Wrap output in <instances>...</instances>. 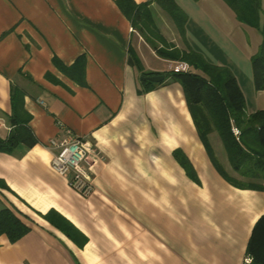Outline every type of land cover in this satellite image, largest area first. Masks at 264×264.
Segmentation results:
<instances>
[{
    "label": "crops",
    "instance_id": "1",
    "mask_svg": "<svg viewBox=\"0 0 264 264\" xmlns=\"http://www.w3.org/2000/svg\"><path fill=\"white\" fill-rule=\"evenodd\" d=\"M115 1L0 0V138L13 129L16 87L36 139L0 152V211L9 209L30 229L15 243L0 236V264H243L264 215V191L237 188L217 170L213 161L228 177L250 182L233 170L215 131L209 156L178 83L164 79L137 93L142 73L188 66L159 57ZM176 3L186 17L183 36L151 3L160 34L178 50L228 68L246 112L264 111V88L255 90L251 68L259 30L240 22L225 0ZM263 21L261 0L260 27ZM133 54L142 71L129 62ZM68 133L96 149L86 197L51 167L46 145ZM51 212L72 226L74 238L45 219Z\"/></svg>",
    "mask_w": 264,
    "mask_h": 264
},
{
    "label": "trees",
    "instance_id": "2",
    "mask_svg": "<svg viewBox=\"0 0 264 264\" xmlns=\"http://www.w3.org/2000/svg\"><path fill=\"white\" fill-rule=\"evenodd\" d=\"M225 1L240 22L257 28L262 36L258 52L251 59L254 87L256 91H261L264 88V21L262 26H259L261 0ZM152 2H155L171 18L183 36L186 17L176 0H153ZM152 2L137 5L133 0L115 1L133 29L152 44L159 57L179 61L188 66L186 71H171L163 76L181 86L195 128L209 156L211 152L208 135L215 131L223 143L233 170L250 182L244 183L228 177L213 161L217 170L237 188L264 191V111H256L252 114L246 112L244 95L235 76L228 68L209 64L190 48L188 51H181L169 44L154 24L150 9ZM129 62L142 71V64L136 55H131ZM55 63L59 65L58 61ZM151 75L154 74L142 73L144 77ZM163 83L152 84L146 80H140L137 93L139 95L148 93ZM11 104L10 121L13 129L6 139L0 138V152L11 153L19 145L32 147L36 144V139L26 127L27 115L23 110V93L16 87L11 89ZM174 156L185 168L187 174L198 182L184 155L176 151ZM45 219L69 237L74 238L71 234L74 231L72 226L66 224L63 218L54 212L47 214ZM29 231V227L15 213L9 209L0 211V236L5 235L11 243H15ZM247 255L252 259L253 264H264V215L252 230Z\"/></svg>",
    "mask_w": 264,
    "mask_h": 264
},
{
    "label": "built area",
    "instance_id": "3",
    "mask_svg": "<svg viewBox=\"0 0 264 264\" xmlns=\"http://www.w3.org/2000/svg\"><path fill=\"white\" fill-rule=\"evenodd\" d=\"M46 147L52 154V169L66 178L70 188L79 195H90L94 189L93 172L96 165V149L93 144L68 133L62 140L50 139ZM243 264H253L252 259L245 257Z\"/></svg>",
    "mask_w": 264,
    "mask_h": 264
},
{
    "label": "water",
    "instance_id": "4",
    "mask_svg": "<svg viewBox=\"0 0 264 264\" xmlns=\"http://www.w3.org/2000/svg\"><path fill=\"white\" fill-rule=\"evenodd\" d=\"M165 77L163 75H154V76H146L141 77L140 80H146L152 84H159L164 81Z\"/></svg>",
    "mask_w": 264,
    "mask_h": 264
},
{
    "label": "rangeland",
    "instance_id": "5",
    "mask_svg": "<svg viewBox=\"0 0 264 264\" xmlns=\"http://www.w3.org/2000/svg\"><path fill=\"white\" fill-rule=\"evenodd\" d=\"M170 44L173 45V46H175V45L172 44V43H170ZM213 134H214V140H216V142H220V138H219L218 134H216V133H214V132H213Z\"/></svg>",
    "mask_w": 264,
    "mask_h": 264
}]
</instances>
